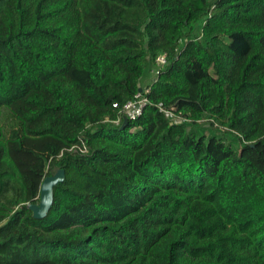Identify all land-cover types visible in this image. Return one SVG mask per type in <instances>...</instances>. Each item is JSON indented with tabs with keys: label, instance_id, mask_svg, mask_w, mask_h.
I'll list each match as a JSON object with an SVG mask.
<instances>
[{
	"label": "trees",
	"instance_id": "16d2710c",
	"mask_svg": "<svg viewBox=\"0 0 264 264\" xmlns=\"http://www.w3.org/2000/svg\"><path fill=\"white\" fill-rule=\"evenodd\" d=\"M0 264H264V0H0Z\"/></svg>",
	"mask_w": 264,
	"mask_h": 264
},
{
	"label": "built area",
	"instance_id": "2783aa9c",
	"mask_svg": "<svg viewBox=\"0 0 264 264\" xmlns=\"http://www.w3.org/2000/svg\"><path fill=\"white\" fill-rule=\"evenodd\" d=\"M157 67L153 70V75L155 78L159 75L160 71L167 65V57L166 55H161L156 60ZM149 93V89H142L135 97L127 102L122 108H120L117 104L114 105L115 109L119 110L118 118L113 121L116 126L124 123L125 120H136L139 118L145 106L148 104L147 94ZM86 152V150H85Z\"/></svg>",
	"mask_w": 264,
	"mask_h": 264
},
{
	"label": "water",
	"instance_id": "95a60500",
	"mask_svg": "<svg viewBox=\"0 0 264 264\" xmlns=\"http://www.w3.org/2000/svg\"><path fill=\"white\" fill-rule=\"evenodd\" d=\"M142 91V89H140ZM128 124V120L124 121L122 128ZM66 178L64 170H58L54 175L44 179L40 187V203L30 204L28 209L32 212L35 219L41 220L47 217L54 203V189L62 183Z\"/></svg>",
	"mask_w": 264,
	"mask_h": 264
},
{
	"label": "rangeland",
	"instance_id": "374dc122",
	"mask_svg": "<svg viewBox=\"0 0 264 264\" xmlns=\"http://www.w3.org/2000/svg\"><path fill=\"white\" fill-rule=\"evenodd\" d=\"M196 125L195 127L196 128H200L202 132L208 134V135H217L219 137L223 136V134L226 133V130H222L220 128H217V127H211L209 125V122L207 119H204V121H202L201 123H198V124H194Z\"/></svg>",
	"mask_w": 264,
	"mask_h": 264
},
{
	"label": "crops",
	"instance_id": "0c3cea01",
	"mask_svg": "<svg viewBox=\"0 0 264 264\" xmlns=\"http://www.w3.org/2000/svg\"><path fill=\"white\" fill-rule=\"evenodd\" d=\"M144 86L146 87V86H147V84L145 83V84H144Z\"/></svg>",
	"mask_w": 264,
	"mask_h": 264
}]
</instances>
